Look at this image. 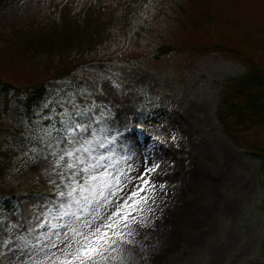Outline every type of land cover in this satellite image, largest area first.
<instances>
[{
  "label": "rangeland",
  "instance_id": "obj_1",
  "mask_svg": "<svg viewBox=\"0 0 264 264\" xmlns=\"http://www.w3.org/2000/svg\"><path fill=\"white\" fill-rule=\"evenodd\" d=\"M46 2L22 0L0 7V32L7 34L13 26L27 29L33 18L35 26L58 22L52 12L47 15ZM218 7L228 12L236 27L253 23L264 28V0H219ZM244 72L243 65L220 53L170 54L158 63L136 67L88 64L83 71L49 82L29 130L32 145L19 155L0 188V241H11L0 244V264H26L30 254L18 247V238L27 236L35 243L34 237L47 231L36 225L48 202L57 198L61 185L57 173L63 171V161L57 163L50 154V138L43 130L53 123L59 128V114L65 108L69 112L91 108L76 117L85 126L103 113L101 122L92 126L106 129L102 139L105 135L115 139L107 151H95L111 156L105 163L128 189L133 187L130 181L139 184L140 174L154 186L150 223L133 226L134 243L125 246V264H264V164L229 141L216 118L223 84ZM143 133H152L156 145ZM82 135L91 138V129ZM127 139H137L134 147L139 151H129ZM241 140L264 147V122L243 132ZM151 144L168 155L165 170L161 160L146 157L150 155L145 147ZM153 166L156 171L146 173ZM171 176L173 189L168 191ZM175 193L178 219L172 211ZM4 201H10L16 212H7Z\"/></svg>",
  "mask_w": 264,
  "mask_h": 264
},
{
  "label": "trees",
  "instance_id": "obj_2",
  "mask_svg": "<svg viewBox=\"0 0 264 264\" xmlns=\"http://www.w3.org/2000/svg\"><path fill=\"white\" fill-rule=\"evenodd\" d=\"M18 1L0 0V7ZM218 1L50 0L48 9L58 22L35 26L33 18L27 29L13 26L8 34L0 32V188L31 145L33 112L48 82L88 64L136 67L170 54L220 53L245 67L223 84L216 118L229 141L264 164V147L241 140L243 132L264 122V28L253 23L236 27ZM3 205L16 212L10 201Z\"/></svg>",
  "mask_w": 264,
  "mask_h": 264
},
{
  "label": "snow or ice",
  "instance_id": "obj_3",
  "mask_svg": "<svg viewBox=\"0 0 264 264\" xmlns=\"http://www.w3.org/2000/svg\"><path fill=\"white\" fill-rule=\"evenodd\" d=\"M88 111L91 108L74 112L65 108L59 114L60 127L53 123L43 130L50 138V154L58 158L57 163L63 161V171L57 173L61 178L57 198L48 202L36 225L47 227V231L34 237L35 243L27 236L18 238V247L30 254L26 264H125V246L134 243L133 226L150 223L148 214L154 210L149 201L154 186L140 174L136 177L139 184L130 181L133 187L128 189L121 177L109 170L110 164L105 161H111V156L95 149L107 151L115 138L105 135L102 139L106 129L92 126L101 122L103 113L87 126L76 120ZM89 129L91 138H86L82 134ZM145 171L154 173L156 166ZM159 187L163 189L164 185Z\"/></svg>",
  "mask_w": 264,
  "mask_h": 264
},
{
  "label": "bare ground",
  "instance_id": "obj_4",
  "mask_svg": "<svg viewBox=\"0 0 264 264\" xmlns=\"http://www.w3.org/2000/svg\"><path fill=\"white\" fill-rule=\"evenodd\" d=\"M141 135H142V132H141ZM153 134L151 133L150 135H148V134H146V133H143V136H145L146 138L145 139H150L151 141L149 142V143H151L152 142V144L153 145H156V143H157V140H156V138H154L153 136H152ZM137 139H138V137H137ZM136 139V140H137ZM136 140H128L127 139V148L129 149V151H133V150H138L139 151V148H135L134 147V143H136ZM141 141H143L144 143H146L145 141H144V139H142ZM143 143V144H144ZM148 145L149 147H145V149H147L148 150V152H149V155L150 156H146L149 160H155V162H160V160H161V163H160V167L163 169V170H165L166 168H165V166H166V161H169V157H168V155L165 153V152H162L161 151V148L158 146V147H154L153 145ZM144 145H146V144H144ZM140 149H144V148H140ZM173 178H175L174 176H173ZM172 176L170 177V179H169V181L167 182V190L169 191H171V189H173L172 188ZM169 193V192H168ZM173 200V199H172ZM178 200H179V197L177 196V194L175 193V197H174V205H173V208H172V211H173V215H175V216H177V214H180L179 213V211H178V206H177V202H178ZM177 219L179 218V216H177L176 217Z\"/></svg>",
  "mask_w": 264,
  "mask_h": 264
},
{
  "label": "clouds",
  "instance_id": "obj_5",
  "mask_svg": "<svg viewBox=\"0 0 264 264\" xmlns=\"http://www.w3.org/2000/svg\"><path fill=\"white\" fill-rule=\"evenodd\" d=\"M157 139H161V141L163 142V137H157Z\"/></svg>",
  "mask_w": 264,
  "mask_h": 264
}]
</instances>
